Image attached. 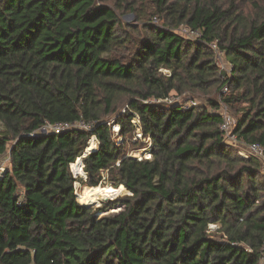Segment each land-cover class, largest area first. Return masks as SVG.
<instances>
[{"label": "trees", "instance_id": "trees-1", "mask_svg": "<svg viewBox=\"0 0 264 264\" xmlns=\"http://www.w3.org/2000/svg\"><path fill=\"white\" fill-rule=\"evenodd\" d=\"M106 1L0 0V264H259L264 174L257 157L231 155L218 109L245 102L233 133L264 150V0H246V16L237 0H147L163 25L126 28L118 10L142 0ZM134 117L149 158L112 138L111 118L125 139ZM77 121L89 129L40 130ZM91 135L82 180L69 165ZM104 170L131 195L79 203L75 182L96 186Z\"/></svg>", "mask_w": 264, "mask_h": 264}, {"label": "rangeland", "instance_id": "rangeland-1", "mask_svg": "<svg viewBox=\"0 0 264 264\" xmlns=\"http://www.w3.org/2000/svg\"><path fill=\"white\" fill-rule=\"evenodd\" d=\"M204 1H206V0H204ZM237 1L238 2L236 4V8H233L232 11L233 12L238 11V13L241 12L244 16H246V12L248 11V8H249L248 2H246V0H237ZM106 2L107 3H112L110 0H107ZM220 2H221L222 7L224 9L228 8L229 5H230V0H220ZM134 6H135V11L134 12H132L130 10H127L125 5L120 10H118L119 20L121 22L122 27L126 28V25H129V26H135V25L141 26V23H143V21H146L149 17H151L150 20H149L151 23H154V24H157V25H163V19L162 18L157 17V19H153L152 15H150V13H152V10H153L151 2H149L147 0L137 1L134 4ZM138 14L141 15V19L140 20L136 18V15H138ZM130 32H131V37L132 38H137L138 36L141 38V37L144 36V31L142 29H141V32H139V31L138 32H132L131 30H130ZM222 63L226 65V69L224 68V70H221V71H224V72L228 73L230 66L227 63L226 59H225V55H223V62ZM164 72H166V70H164ZM222 92L225 93L224 96H228V94H230V92H231L230 87H229V89H227V87H226V90H224V87H222ZM186 94L187 95L184 94V96H176V97H172L171 96V98H177L178 100H182V98H188L189 97V99H191L190 98L191 97V93L187 92ZM210 95L212 97H215V94L211 93ZM122 98L124 99L125 96H123ZM195 99L198 102H201V103L204 102L203 98H201V97H197V98L195 97L194 100ZM187 104H189V102H187ZM244 106H246L245 102H238V103H234V104L221 103V107L218 109L219 113L229 116L231 118V120H232L231 128H230V130L228 132L230 138H232V135H234L233 134V129H234V126H235V121H236L237 117H239V115L241 113L240 108L244 107ZM125 107H126V105L120 106L121 112L125 111ZM131 123L134 126L133 130H132V132L130 134H127L125 136V139H123L118 134L119 130H118L117 124L113 123V118H111L110 121L108 122V124L110 125L112 138L116 142L124 141L122 149L128 155L137 157L138 159L141 158V157L142 158H149L150 157V153H149L150 142H149V139L147 137H143L142 136L139 120L136 117H134L131 120ZM224 140H225L226 145L228 146L229 152L233 156H241V157H250V156L256 157L257 156V158L260 160V163H261V166L259 168L260 171H261L260 173L264 174V153L263 154H259L258 153L257 155H253V154H251V153H249L247 151V148H248L247 145L245 143L241 142L240 140H238V139L237 140H235V139H232V140L224 139ZM92 143H94L93 144V149H95L97 147V145H98V141H97V139H96V137L94 135H91L89 137V139L87 140V146H90ZM245 149H246V152H245ZM88 152H90V151H88ZM85 153H86V149L84 150V153L82 155H84ZM82 155H80V156L82 157ZM148 155H149V157H148ZM76 158H75V160H76ZM0 163L3 166V168H5V169L6 168H10L9 150L5 151L0 156ZM82 168H83V166H82ZM69 170H70V172H71L73 177L82 178V180H84L85 175L78 174V175L75 176L74 172H72L73 170H72L70 165H69ZM106 173H107L106 170H104L103 173H102L103 176H104L103 180L98 185H100L102 187H106V186L113 187L112 184L106 179V176H107ZM82 186H87V185L81 184L79 181L75 182V184H74V187H75L74 193H75L76 200L79 203L86 204V205L94 207V208L99 207L102 204V202H104V201L112 200V199H115L117 197H122L124 195H131V193H128V191H125L123 189V191H117V193L114 194L113 196L105 197L106 198L105 200H104V198L103 199L100 198V199H96L95 202H87V201L83 202V201H80L78 196H77V194L79 193V191H80ZM113 188L119 189V187H113ZM119 209H120V207L117 206V207H115L113 209H109V210H106L104 212H98V213H96V215H97V217H100L103 214L117 212ZM216 227H217V225L210 224L208 226V229H209L210 232L214 233Z\"/></svg>", "mask_w": 264, "mask_h": 264}, {"label": "built area", "instance_id": "built-area-1", "mask_svg": "<svg viewBox=\"0 0 264 264\" xmlns=\"http://www.w3.org/2000/svg\"><path fill=\"white\" fill-rule=\"evenodd\" d=\"M178 31H180V33H182L184 36L189 37V38L197 36L196 31H192L191 29H189L186 26H181L180 28H178ZM209 47L215 55V61H216L217 66L219 67V69L220 70H224V68L226 69V65L222 63L224 52L222 50L218 49V47L215 43H211L209 45ZM224 90H226V87H224ZM164 100L167 102L173 101V99L171 97L166 98ZM191 104H194V102H189V104L185 103L184 107H187ZM220 115L222 116V119H223L221 124H220V130L223 132L224 139H229V140L235 139V140H237L234 133H233L234 135H232V138H230L229 133H228L230 128H231V123H232L231 118L225 114L220 113ZM89 127H90V124L85 123L83 121H77V122H73V123H68V122L49 123V122H45L40 130L51 132V133H58L62 130L71 129V128H81V129L87 130V129H89ZM247 147H248L247 151L253 155H257L258 153L259 154L264 153L263 148L257 144L247 145ZM245 152H246V149H245ZM4 171H5V168H3V166L0 163V176L2 175V173ZM259 264H264V253H262L260 256Z\"/></svg>", "mask_w": 264, "mask_h": 264}, {"label": "bare ground", "instance_id": "bare-ground-1", "mask_svg": "<svg viewBox=\"0 0 264 264\" xmlns=\"http://www.w3.org/2000/svg\"><path fill=\"white\" fill-rule=\"evenodd\" d=\"M93 144L86 147V152L93 150ZM147 157V156H146ZM149 157V155H148ZM82 162H81V156L74 161V163L71 164L72 172H74L75 176L78 174L84 175V172L82 171ZM79 190V189H78ZM117 191H123V188L120 186L119 189L113 188V187H102L100 185L96 186H82L79 193L77 194L80 201H87V202H95L96 199H103L105 197L113 196L117 193Z\"/></svg>", "mask_w": 264, "mask_h": 264}, {"label": "water", "instance_id": "water-1", "mask_svg": "<svg viewBox=\"0 0 264 264\" xmlns=\"http://www.w3.org/2000/svg\"><path fill=\"white\" fill-rule=\"evenodd\" d=\"M87 152H88V151H87ZM87 152H86L84 155H82V157H84V156L87 154ZM83 153H84V152H83ZM82 157H81V158H82ZM105 199H106V198H104V200H105Z\"/></svg>", "mask_w": 264, "mask_h": 264}]
</instances>
